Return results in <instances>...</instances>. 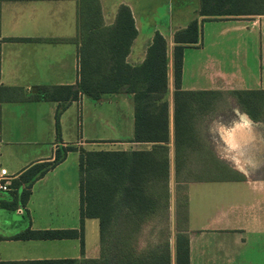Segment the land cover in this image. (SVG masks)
I'll return each mask as SVG.
<instances>
[{"label": "crops", "instance_id": "crops-1", "mask_svg": "<svg viewBox=\"0 0 264 264\" xmlns=\"http://www.w3.org/2000/svg\"><path fill=\"white\" fill-rule=\"evenodd\" d=\"M108 1L99 0L104 27L110 28L115 25L120 5L128 6L134 19L137 35L126 57L128 64L138 65L143 62L155 32L161 33L167 42L166 98L169 103L170 128L169 246L170 264H176L178 231L175 208L172 100L174 32L186 27L196 18L199 21V41L195 46L185 49H203L201 28L204 22L232 19L239 23L234 27L248 32L257 30L256 25L260 24L262 34L264 14H254L251 11L244 15H228L206 20V16L199 14V0H193V10L180 12L181 16L178 14L175 23L172 20L168 25V22L150 20L148 26H145L146 18L140 17L131 0H115L112 4ZM165 23H167L166 28L162 27ZM97 35L88 38L86 43L91 45ZM109 36L112 37L106 35L107 38ZM81 46L78 0H0V149L3 145L9 149L8 162L12 168L8 173L11 174V182L19 179L21 173L31 165L52 160L57 148L72 145L77 149L68 152L63 161L32 183L25 205L21 204L19 196L20 191L27 188V183H22L16 194L11 192L0 194V209H8L13 215L21 216L17 217L19 220L26 219L27 215L29 218V222L24 225L3 229L7 231L2 230L0 233L1 261L98 257L99 226L98 220L94 218H86L83 221V248L79 238L24 239L16 238V235L29 229H80L78 170L80 148L92 149V146L99 142L112 146L108 150H149L153 145L150 142L133 141L132 93H105L98 99L79 93L77 100L64 103L63 110L60 108L63 106L62 102L48 101L42 96L37 97L40 86L78 84ZM184 61L183 54L181 84L183 89H264V80H253L249 85L247 78L241 74L227 75L220 69H214L209 72V76L207 75L210 88L204 89L199 85L187 88L184 85ZM197 64L201 72L209 70V61H198ZM113 99L119 103L118 113L113 117L110 116L109 119L105 118L110 121L115 133L99 136L95 133L96 126L91 122L92 110L96 107L95 103ZM71 109H75L78 133L77 139L72 141L63 137L65 117L68 111H72ZM59 110H61L58 118L60 138L53 142L56 134L55 115ZM240 117L242 121L246 122V118L250 123L218 128L219 143L215 140L211 142L215 155L237 172V178L188 183V218L187 221L181 222V229L188 235L189 264H264V172H254V169L245 167V165L264 166V124H258L259 120L251 119L244 111ZM205 131L208 148L210 142L208 126L205 127ZM70 159L71 163H69ZM237 164L238 168L235 166ZM0 167L7 170L3 165ZM36 189L46 192L47 196L57 194L64 199L69 197L73 201V210L68 213L64 205L56 207L47 205L45 208L33 210L31 198ZM14 197L17 200L15 209L3 205L12 202ZM42 209L43 212L56 214L62 221L53 225L49 220H42V217L40 222L35 223L33 212L37 213ZM68 217L70 223H66ZM95 232L97 235L94 237Z\"/></svg>", "mask_w": 264, "mask_h": 264}, {"label": "trees", "instance_id": "trees-1", "mask_svg": "<svg viewBox=\"0 0 264 264\" xmlns=\"http://www.w3.org/2000/svg\"><path fill=\"white\" fill-rule=\"evenodd\" d=\"M79 1L80 79L76 85L40 86L37 97L63 103L61 110L77 100L79 93L98 99L102 94L128 92L134 101L133 141L150 142L149 150L79 149L80 229L27 230L16 238H79L83 248V221L98 220L99 255L96 258L1 261L0 264H170L169 246V103L167 42L155 32L146 57L138 65L126 61L137 35L131 10L120 5L114 26H103L99 0ZM199 14L206 20L252 11L264 14V0H199ZM257 6V7H255ZM255 7L257 9H248ZM256 10V11H255ZM255 11V12H254ZM204 19V20H205ZM92 31V32H91ZM96 39L91 45L88 38ZM105 34V36H103ZM112 37H106V35ZM21 39V38H14ZM50 40H55L50 38ZM173 137L176 192V264H189L188 235L181 222L188 218L187 186L192 181L234 180L237 172L221 161L212 145L207 148L206 118L234 99L253 120L264 118V89H183V54L199 41V21L194 18L173 35ZM90 59L88 60V56ZM55 115L56 133L60 135ZM72 145L56 149L50 161L31 165L13 180L6 193L20 191V202L28 201L32 183L63 161ZM5 207L15 209L16 197Z\"/></svg>", "mask_w": 264, "mask_h": 264}, {"label": "rangeland", "instance_id": "rangeland-1", "mask_svg": "<svg viewBox=\"0 0 264 264\" xmlns=\"http://www.w3.org/2000/svg\"><path fill=\"white\" fill-rule=\"evenodd\" d=\"M131 1L135 7V11H137L140 17L146 18V21L144 22L145 26H148L150 20L168 22L169 25L172 20L174 23L177 21L178 14L181 16L180 12L193 10V0ZM108 2L112 4L115 0H109ZM255 7L248 9H257ZM237 24H239L238 21L232 19L206 21L203 23L204 26H201V41L204 43V48H187L184 52L185 87L188 88L194 85H199L204 89L210 88V80L207 75L214 69H220L223 73L227 75L232 74V76L233 74H241V76L247 78L249 85H251L253 80H264V30L261 34L260 24H257V30L253 29L252 32H248L247 30H240L234 27ZM162 27L166 28L167 23ZM198 61H209V70L206 72L203 70V72H201V69L197 64ZM95 104L96 107L92 110L91 115V122L96 126L97 130L95 133L99 136L112 135L115 133L114 127L112 128V124L110 121L106 120V118L108 117L109 119L110 116L113 117L118 113L119 103L113 99ZM71 110L72 111H68L65 117L63 137L65 139H71L72 141L77 139L78 133L75 109ZM262 110L264 111V107ZM242 113L243 110L241 109V106L234 99L229 97L227 104L222 106L215 115L207 116L206 126L209 128L210 145H212L211 142L213 140L219 143V136L217 133L218 128L230 127L236 124H249L250 122L248 119L245 118L246 122L241 120L240 116ZM242 116L244 117V114ZM257 123L264 124V118L257 121ZM90 127L93 130L91 125ZM56 134L53 137V142L60 138V135ZM92 147V149L96 150H108L111 149L112 146L99 142ZM8 153L9 149H7L6 145H3L0 149V165L5 166L8 172H10L12 165L8 162L10 161V155ZM71 162L70 159L69 163ZM235 166L237 168L239 167L238 164ZM245 167L248 169H254V172H264V166L256 167L255 165H245ZM47 205H50V207L64 205L67 207L66 211L68 213L73 210V201L69 197L64 199L57 194H50L47 196L46 192L36 189L35 194L31 198V207L33 210H38L40 207L45 208ZM43 210L44 209L37 211V213L33 212L35 223L40 222L42 217V220H49L53 225L62 221L61 218L56 216V214L43 212ZM66 221V223H70L69 217ZM27 222H29L28 215L26 219L19 220L17 216L13 215L12 211L8 209H0V233H2L3 229L20 227ZM96 235L95 232L94 237ZM89 239L90 236H88V241L90 243L91 240Z\"/></svg>", "mask_w": 264, "mask_h": 264}, {"label": "built area", "instance_id": "built-area-1", "mask_svg": "<svg viewBox=\"0 0 264 264\" xmlns=\"http://www.w3.org/2000/svg\"><path fill=\"white\" fill-rule=\"evenodd\" d=\"M11 174L8 171L0 167V194H4L10 190Z\"/></svg>", "mask_w": 264, "mask_h": 264}, {"label": "water", "instance_id": "water-1", "mask_svg": "<svg viewBox=\"0 0 264 264\" xmlns=\"http://www.w3.org/2000/svg\"><path fill=\"white\" fill-rule=\"evenodd\" d=\"M17 217H18V216H17ZM19 217H21V216H19ZM19 217H18V218H19Z\"/></svg>", "mask_w": 264, "mask_h": 264}]
</instances>
